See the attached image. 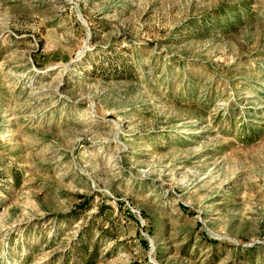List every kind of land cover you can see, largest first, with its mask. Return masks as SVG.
Returning <instances> with one entry per match:
<instances>
[{
  "label": "rangeland",
  "instance_id": "374dc122",
  "mask_svg": "<svg viewBox=\"0 0 264 264\" xmlns=\"http://www.w3.org/2000/svg\"><path fill=\"white\" fill-rule=\"evenodd\" d=\"M0 264H264V0H0Z\"/></svg>",
  "mask_w": 264,
  "mask_h": 264
},
{
  "label": "trees",
  "instance_id": "16d2710c",
  "mask_svg": "<svg viewBox=\"0 0 264 264\" xmlns=\"http://www.w3.org/2000/svg\"><path fill=\"white\" fill-rule=\"evenodd\" d=\"M84 253H86V252H82V254H84Z\"/></svg>",
  "mask_w": 264,
  "mask_h": 264
}]
</instances>
